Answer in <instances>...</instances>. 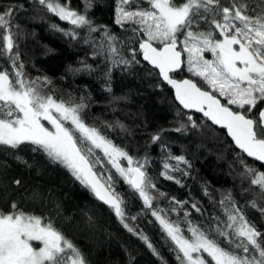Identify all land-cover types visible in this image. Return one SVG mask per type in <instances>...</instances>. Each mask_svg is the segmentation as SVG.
I'll return each instance as SVG.
<instances>
[{
  "label": "snow or ice",
  "instance_id": "1",
  "mask_svg": "<svg viewBox=\"0 0 264 264\" xmlns=\"http://www.w3.org/2000/svg\"><path fill=\"white\" fill-rule=\"evenodd\" d=\"M38 2L74 29L86 27L89 32L97 31L86 14L72 10L60 0ZM12 16V7L0 12V30L6 33L0 37V57H6L12 68L10 72L0 66V147L16 150L31 145L33 151H43L111 208L135 235L134 229L125 223L124 201L114 189L113 177H105L96 170L98 166L103 168L100 158L93 159L96 150H100L144 206L152 209L151 214L170 241L178 264H264V232L246 218L230 194L220 201L225 219L213 217L214 223L206 229L193 225L187 211L182 221L187 228L182 229L181 221L170 220L163 209H153V201L166 194L159 192L148 176L147 161L134 159L97 128L88 126L80 115L86 107L83 102L76 104L45 93L43 86L50 82L47 78L39 83L40 78H26L24 64L14 50ZM115 23L121 27L134 25L130 42L138 44V51L131 48V60L126 59L115 43L117 37L105 31L114 64L140 63L137 55L141 56L175 90V99L183 109L202 113L213 125L227 130L241 153L264 163V108H257L264 103V0H258L254 7L247 0H230L227 5L221 0H116ZM71 34L76 35L75 31ZM206 53L211 54V59ZM185 64L187 71L206 87L172 75ZM254 109L256 113L252 115ZM187 119L192 127H197L191 115ZM152 139L158 141L160 135ZM170 159L177 164L187 163L182 156ZM122 160L127 166L122 165ZM163 167L161 175L179 184L169 174L179 169H172L168 163ZM245 170L264 199V172L247 166ZM15 183L19 185L20 181ZM170 203L182 209L187 201L172 198ZM192 207L200 211L196 204ZM252 207H257L255 201ZM259 211L264 215V207ZM140 239L153 255L160 256L147 236L140 234ZM0 264L87 261L51 220L26 213L12 203L10 211H0Z\"/></svg>",
  "mask_w": 264,
  "mask_h": 264
},
{
  "label": "trees",
  "instance_id": "2",
  "mask_svg": "<svg viewBox=\"0 0 264 264\" xmlns=\"http://www.w3.org/2000/svg\"><path fill=\"white\" fill-rule=\"evenodd\" d=\"M60 2L86 14L97 31L89 32L86 27L74 29L38 0H0V12L13 8L14 50L24 64L26 78H40L38 83L47 78L50 82L43 86L45 93L76 104L83 102L86 107L80 115L88 126L97 128L134 159L147 161L148 176L156 189L166 194L153 201V209H163L170 220L181 221L182 229L187 228L182 222L184 211L190 213L188 219L193 225L203 229L214 223L213 217L225 219L220 201L230 194L246 218L264 232V215L259 211L264 207V199L245 170L247 166L264 172V165L246 159L235 150L222 130L177 106L170 89L139 55L140 63H113L105 31L117 37L115 43L126 59L131 60V48L138 51V44L130 42L134 25L121 27L115 23L116 0ZM247 2L254 7L258 0ZM221 3L227 5L230 0ZM204 27L202 23L201 28ZM73 31L75 36L71 34ZM4 34L0 30V37ZM205 55L211 59L210 53ZM0 66L12 71L6 57H0ZM172 75L204 86L187 71L186 64ZM257 108H264V103ZM255 113L254 109L251 114ZM189 115L197 127L191 126ZM182 126L181 131H176ZM157 134L160 139L154 142L152 138ZM32 147L22 145L16 150L0 147V211L8 212L11 204L16 203L26 213L51 220L80 249L87 264H178L170 241L151 214L152 209L144 206L100 150H96L93 159L100 158L103 168L98 166L96 170L105 177H113L114 189L124 201L125 223L134 229L135 235L68 169ZM181 156L187 163L177 164L175 159H170ZM165 163L179 169L169 172L179 184L161 175ZM17 180L19 185L15 183ZM172 198L187 203L181 209L178 204L170 203ZM253 201L256 208L252 207ZM140 234L148 237L159 257L153 255Z\"/></svg>",
  "mask_w": 264,
  "mask_h": 264
},
{
  "label": "water",
  "instance_id": "3",
  "mask_svg": "<svg viewBox=\"0 0 264 264\" xmlns=\"http://www.w3.org/2000/svg\"><path fill=\"white\" fill-rule=\"evenodd\" d=\"M140 59L143 61V59H142L141 56H140ZM143 62L146 63L150 68H152V66L149 65L146 61H143ZM154 70H155V71L157 72V74H158V69H154ZM158 76H159V75H158ZM159 79L161 80V82H162L163 84H165V85L170 89L171 94H172L173 101L175 102V104H176L177 106H179V107H180L183 111H185V112H190V113H193V114L199 115V116L202 117L204 120H206V121H207L212 127H215V128H217L218 130H222V131L224 132L225 136L227 137V139L231 142L233 148H234L235 150H237V151L240 152V150L237 149V148L235 147V144H234V142L232 141L231 137L228 136V134H227V130H226V129H222V128H220L218 125H213V124L211 123V121H208L205 117H203L202 113H197V112H195L194 110L183 109L182 105H180L179 102L176 101V99H175V90L172 89L171 86L167 85V83L164 82L160 76H159ZM182 79H187V78H182ZM178 80H180V79H178ZM240 153H241V152H240ZM241 154H242L246 159H248V160H251V161H253V162H255V163L259 164V165H264V163H262V162H260V161H257V160H254L252 157H248V156H247L246 154H244V153H241ZM93 195H94V194H93ZM94 197H95V196H94ZM95 199H96L98 202H100L102 205L107 206V205L104 204L102 201L98 200L96 197H95ZM107 207H108V206H107Z\"/></svg>",
  "mask_w": 264,
  "mask_h": 264
},
{
  "label": "rangeland",
  "instance_id": "4",
  "mask_svg": "<svg viewBox=\"0 0 264 264\" xmlns=\"http://www.w3.org/2000/svg\"><path fill=\"white\" fill-rule=\"evenodd\" d=\"M44 123H45L46 126L50 127V125H47L46 121ZM68 126H70V125H68ZM121 163H122V165L127 166V162L126 161L122 160Z\"/></svg>",
  "mask_w": 264,
  "mask_h": 264
}]
</instances>
